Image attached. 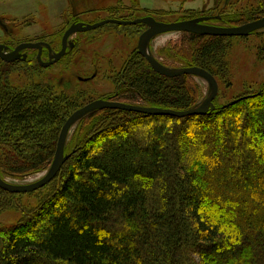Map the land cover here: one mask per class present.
Segmentation results:
<instances>
[{"label": "trees", "instance_id": "obj_1", "mask_svg": "<svg viewBox=\"0 0 264 264\" xmlns=\"http://www.w3.org/2000/svg\"><path fill=\"white\" fill-rule=\"evenodd\" d=\"M228 6L218 25L264 16V0ZM131 27L140 28L123 26ZM253 35L264 58V30ZM233 38L183 33L152 53L230 87ZM36 62L32 54L21 64L49 69ZM36 73L48 81L27 71L15 87L0 77V176L13 183L46 171L69 115L102 97L98 72L77 77L71 93ZM104 77L107 95L132 104L185 110L205 96L201 79L162 75L136 49ZM244 96L226 106L217 95L214 111L184 118L104 109L81 119L50 183L29 193L0 188V214L21 210L17 223L0 226V264H264V85ZM25 194L35 203L24 206Z\"/></svg>", "mask_w": 264, "mask_h": 264}, {"label": "rangeland", "instance_id": "obj_2", "mask_svg": "<svg viewBox=\"0 0 264 264\" xmlns=\"http://www.w3.org/2000/svg\"><path fill=\"white\" fill-rule=\"evenodd\" d=\"M229 1L230 0H0V18L4 19L9 28V31L6 32L0 27V42L15 47L22 42H37L38 40L53 39V41L47 42L52 43L55 49L59 51L61 47V37L64 29L68 26V22L73 21V19L77 17L76 15H79V18L85 21H97L106 18L105 12H95L98 8L110 5L117 14H120L121 11L123 12L126 8H131L134 12H137L138 8L144 9L145 7L162 9L159 11L163 14L166 13L165 16L172 14L173 17H166L169 19L178 17V14L185 13L188 9L190 13L193 11L195 14H199L203 11L208 15H218L221 20L222 13H225L227 9L229 10ZM134 8H136V10ZM151 11L154 12L155 10ZM124 13H127V10H125ZM142 30L138 29L137 31L134 27L126 29L113 25L105 26L88 33H81L76 36V48L70 53L68 58L49 67V69L27 70L25 63L21 64V62L24 61L8 62L11 63V66H8L7 62L0 60L1 82H9L11 85L18 87L17 81L22 80V77L26 79L25 72L28 71L30 74L36 75V72L44 71V75L54 78L55 80L57 79L60 86L67 88V92L71 93L73 89L69 87L74 88L78 81V76L91 75L93 72H98L100 76L99 80H103L106 78L104 77L105 75H111L109 71H106L108 70V66L104 64V60L110 56V54L107 56L105 53L111 49L110 44L112 41L107 40L109 37H114L116 33H120V38L123 37V40H125L124 46L120 41V46H122V50H120L121 54L113 59L115 63L113 66L119 69L125 60L129 58L127 54L130 51L132 54L133 49L135 51L138 36ZM109 34L111 35L109 36ZM176 39L177 34L161 37L159 41L153 43V49L155 51L156 47L158 48ZM260 44L261 39L253 34L247 38H233V45L228 55L231 72L230 79L233 85L227 87L222 82L219 83V99L217 104H227L247 93H255L264 85V58L259 56L260 50L258 47ZM33 65H37V62ZM104 71L106 72L105 75H103ZM36 78L46 80V77H40L38 75H36ZM202 82L205 85V96L203 97L205 98L209 94L210 89L207 82L204 80H202ZM81 87L85 88L83 84ZM95 88L96 93L101 92V85H95ZM94 98L95 97L92 98L91 96V99L82 105ZM75 103L79 104L80 99ZM262 161L264 162V159ZM44 172L29 176L26 181L34 180ZM255 184L258 186L260 185V183ZM261 191H264V187L261 188ZM35 201L33 196L29 197L26 194L23 196L24 206L34 204ZM261 201L259 198L257 199L258 205H260ZM245 214V211H243L240 216L244 217ZM236 215L239 216L238 214ZM20 217V209H9L0 214V226H11L17 223ZM252 221L249 223H251L254 228L255 224H253Z\"/></svg>", "mask_w": 264, "mask_h": 264}, {"label": "water", "instance_id": "obj_3", "mask_svg": "<svg viewBox=\"0 0 264 264\" xmlns=\"http://www.w3.org/2000/svg\"><path fill=\"white\" fill-rule=\"evenodd\" d=\"M212 19H220L219 16L216 17H201L195 19H189L178 22H160L151 16L137 18L134 20H120V19H104L96 23H84L78 22L73 23L65 32L62 39V48L59 52H53L50 44L46 42H23L19 44L15 49L10 50V48L0 43V59L5 62H14L16 60L25 61L27 58L26 53H22V50L26 49H38V61L44 67H48L57 63L61 58H63L68 49H72L75 46L73 41H70V37L78 32H88L100 28L108 23H115L120 25H130V24H145L148 28L141 34L138 40V51L147 60L151 67L158 73L168 76L177 77L181 75H194L197 78L204 80L209 85V94L203 98L195 106L185 109L176 110L170 108L162 107H149L144 105L132 104L123 101H117L110 98H98L92 100L73 111L63 124L56 147L55 156L51 166L35 180L25 182V183H13L3 179L0 176V188L11 192V193H29L37 191L48 183H50L56 175L61 170L64 163L69 158V154L65 153L66 143L68 137L73 130V128L78 124V122L84 117L93 114L99 110L104 109H120L126 111H134L139 113H145L150 115H168L178 118H184L195 115H205L216 109L215 99L219 93V82L216 77L208 70L198 67V66H188L175 68L167 66L160 62L150 50V45L153 39L170 34V33H180L187 32L193 33L201 36H224V37H246L250 36L257 31L264 30V16L250 21L242 25L235 26H221V25H210L205 24V22ZM0 25L6 28L0 18ZM48 48L50 52V61H42V51L43 48ZM247 96L240 97L226 104V106L237 102L240 99L246 98Z\"/></svg>", "mask_w": 264, "mask_h": 264}, {"label": "flooded vegetation", "instance_id": "obj_4", "mask_svg": "<svg viewBox=\"0 0 264 264\" xmlns=\"http://www.w3.org/2000/svg\"><path fill=\"white\" fill-rule=\"evenodd\" d=\"M135 10H136V8H134ZM125 10H127V13H124V11ZM123 12L121 11V13L120 14H117L116 12H115V10H114V8L112 7V6H107V7H103V8H98L95 12H98V13H102V12H105V14H106V18H103V19H100V20H97V21H85V20H82V19H80L79 18V15H76L75 17V19H73V21H71V22H68V26L64 29V31H63V34H62V37H61V47H60V50H61V48H62V39H63V36H64V34H65V32H66V30L73 24V23H78V22H84V23H96V22H99V21H102V20H104V19H120V20H134V19H137V18H143V17H147V16H151V17H153L154 19H156L157 21H160V22H166V23H168V22H178V21H184V20H189V19H195V18H201V17H216V16H218V15H208V14H206V13H204L203 11H201V13H197V14H195V15H193V16H191L189 13H187V11H188V9H187V11H185V13H180V14H178L177 16L178 17H176V18H172V19H169V18H166V17H173L172 16V14L171 15H169V16H165L166 15V13L165 14H163V13H161L159 10H162V9H153V8H148V7H145L144 9H137L138 11L137 12H134V10H132L131 8H126ZM151 10H155L154 12L153 11H151ZM164 10V9H163ZM130 11V12H129ZM160 12V13H159ZM139 14H143V15H138ZM176 14V13H175ZM174 14V15H175ZM162 17H164V18H162ZM2 19V18H1ZM2 21H3V23L6 25V28L5 27H3V26H1L0 25V27L2 28V29H4V31H9V28H8V25L5 23V21H4V19H2ZM218 21H220V19H212V20H209V21H207V22H205V24H210V25H218ZM117 26V27H123V26H136V27H142L143 28V30H142V28H139V29H141L142 30V32L139 34V36H138V40H139V38H140V36H141V34L148 28L145 24H143V23H140V24H130V25H120V24H115V23H108V24H105L104 26H102V27H100V28H97V29H101V28H103V27H105V26ZM97 29H95V30H97ZM92 31H94V30H92ZM88 32H91V31H88ZM88 32H78V33H76V34H74V35H72L71 37H70V41H73L74 43H75V46L72 48V49H68V51H67V53H66V55L63 57V58H61L57 63H59V62H61L63 59H65V58H68V56L70 55V53L76 48V36H78V35H80L81 33H88ZM124 32V31H123ZM137 33H139V32H137ZM183 33H187V32H180V33H175V34H177V38L181 35V34H183ZM173 33H170V34H166V35H162V36H159V37H157V38H155V39H153L152 40V42H151V45H150V50H151V53H152V49H153V43H155V42H157V41H159L160 39H161V37H164V36H168V35H172ZM191 34H193V33H191ZM111 34H109V36H110ZM54 38V37H53ZM160 38V39H159ZM107 40H110V41H112V43L110 44V47H111V49L110 50H108L107 52H105L106 54H107V56L110 54V56L107 58V59H105L104 60V64L105 65H107L108 66V70H106V71H109L110 73H111V71L113 70V69H116L113 65H115V63L113 62V59H115V57H117L118 55H120L121 54V52H120V50H122V46H120V41L123 43V46H124V41L125 40H123V37L122 38H120V33H116V35L114 36V37H109ZM47 41H53V39H50V40H38L37 42H46V43H48V44H50V46L52 47V50H53V52H59L58 50H56L55 49V46L54 45H52V43H50V42H47ZM28 42H35V41H28ZM0 43H2V44H5V45H7L9 48H10V50H13V49H15L17 46H15V47H12L11 45H8L7 43H3V42H0ZM23 43V42H22ZM21 44V43H20ZM135 49H136V51L139 53V51H138V41H137V46L135 47ZM156 49H157V47H156ZM56 50V51H55ZM133 51H134V49H133ZM133 51H132V54H133ZM112 52H115V53H112ZM22 53H26L27 54V58H26V60L25 61H27V59H29V57L33 54V55H35L36 54V60H37V62L39 63V65H41L42 66V64L38 61V54H39V50L38 49H26V50H22ZM132 54H131V51L127 54V57H131L132 56ZM140 54V53H139ZM153 54V53H152ZM141 55V54H140ZM142 56V55H141ZM129 58H127L126 60H125V62L129 59ZM1 60V59H0ZM51 59H50V52H49V50H48V48H46V47H44L43 48V51H42V61L43 62H48V61H50ZM16 61H22V60H16ZM24 61V62H25ZM125 62L120 66V67H122L124 64H125ZM8 63V62H7ZM57 63H55V64H57ZM70 63V62H69ZM8 64H11V63H8ZM55 64H53V65H55ZM53 65H50V66H48V67H51V66H53ZM42 67H44V66H42ZM48 67H44V68H48ZM118 69V68H117ZM106 74V72L104 71V75ZM78 77H80V76H78ZM102 81V80H101ZM97 85H101V87H102V89H101V92H99L100 94H102V97L101 96H98V97H96V98H94L93 100H95V99H98V98H110V99H113V100H115L112 96H109V95H107L109 92H111L112 90H113V85L109 82V80H107L106 78L102 81V82H100L99 84H97ZM104 86H106V87H104ZM105 95V96H104ZM92 101V100H91ZM90 102V101H89ZM82 106V105H81ZM80 107V106H79Z\"/></svg>", "mask_w": 264, "mask_h": 264}]
</instances>
